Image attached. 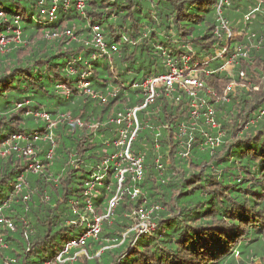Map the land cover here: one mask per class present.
<instances>
[{
    "label": "trees",
    "instance_id": "trees-1",
    "mask_svg": "<svg viewBox=\"0 0 264 264\" xmlns=\"http://www.w3.org/2000/svg\"><path fill=\"white\" fill-rule=\"evenodd\" d=\"M76 1L64 10L59 0L49 21L47 0H0V215L14 227L0 230V264H53L107 214L118 186L114 121L142 102V82L167 73V57L181 56L218 129L191 127L189 97L158 88L130 145L141 179L125 176L98 236L63 253L64 264H264V0H232L220 14V0H82V12ZM218 131V146H206L202 134ZM12 135L33 155L4 154ZM99 169L102 185L86 195ZM139 210L154 225L147 234L133 230Z\"/></svg>",
    "mask_w": 264,
    "mask_h": 264
},
{
    "label": "built area",
    "instance_id": "built-area-1",
    "mask_svg": "<svg viewBox=\"0 0 264 264\" xmlns=\"http://www.w3.org/2000/svg\"><path fill=\"white\" fill-rule=\"evenodd\" d=\"M50 3L49 8H44L40 11V14L45 16L49 21H54L56 17L57 12V5L59 3V0H47ZM232 0H220L219 7H218V14H220V7L223 8V6L228 7L229 3ZM64 10L68 9L70 6L69 0H63L62 4ZM84 8V4L82 0H77L75 3V9L78 12H82ZM248 17L246 16L244 18V21H247ZM220 20V24L222 27H225L224 22ZM94 44L97 48L103 49V40L100 33V29L98 26L94 25L91 29ZM67 37H70V32H66L65 34ZM229 37V36H228ZM0 44L4 45V42L1 41ZM114 50V48H113ZM220 56V55H219ZM80 60V59H79ZM189 58L186 56L180 57V63L172 58L167 57V60L165 62V68L167 73L158 76V77H149L147 78L142 84L139 86L143 91V100L142 102L137 105L136 107L129 109L125 112L124 115H119L118 118L114 121L116 125L120 127L118 131V136L115 141V146L118 147L120 150L113 155L111 158V161L114 162V167L118 171L116 178L118 180V186L114 193V196L109 201L108 204V211L107 214L104 217L95 218L91 224H86L87 229L85 232L78 238L76 241H71L66 247L63 253H66L69 249L72 247L81 246L84 244V242L88 238H96L98 234L100 233V228L104 220L108 219L115 207L117 206L119 200H120V194H122V186L125 179V176H130L131 181H139L142 177L143 169H142V158L141 157H134L131 156L130 153V145L132 140L135 138L136 133L138 131L139 125H138V118L137 114H139L141 111L145 110L148 106L154 103L158 96V88H165V90L168 93L175 92L176 87L178 89H181L188 97L190 101V120L193 122V119H195L198 116V111L200 114V110L203 109V105L201 101L197 99V90L201 88V83L199 80L194 77V70L191 68L189 63ZM233 62L232 60H229L228 63L225 65V69L227 67L232 68ZM70 71L72 74L75 73V70L71 67ZM89 73L86 71H83L80 75V84L79 88L81 90H84L85 92L88 91L89 83L85 80L88 78ZM242 77V74H240ZM235 87V84L232 83L227 86V88L224 91V96L222 98L223 101L227 100V95L229 92H233ZM62 92L68 94L67 89L65 87H58ZM96 96H93V98ZM97 99H100L102 103H105V99L102 97H96ZM209 109V108H207ZM205 113V120L207 125H209L212 129L217 130L218 126L215 123L213 119V113L212 110L209 109ZM203 113V111H201ZM39 118L46 120L48 123H50L48 115L42 113L38 115ZM194 124V123H193ZM192 124V125H193ZM179 133L181 136H184L186 134V129L184 126L179 127ZM205 145L208 147H216L219 144V141L221 140V137L223 136L222 132H217L215 136H209L207 134H203ZM37 139V137H34V141ZM25 137L23 135H12L10 136L6 142L3 145L9 146V150L14 149V151L18 152L19 154L23 156H31L33 155V149L30 146H27L23 149H17V144L19 141H24ZM51 140V137L49 134H46L44 137V141ZM6 154V153H4ZM50 156V155H49ZM29 169L32 171H37L39 169V166L37 164L29 165ZM105 177L104 171L100 169L95 172L93 175L89 177V180L86 182V191L85 194L89 195L91 192H95V190L98 187H101L103 179ZM18 184L21 186H25L23 184L22 178L19 177L17 180ZM19 188V186H18ZM121 189V190H120ZM124 193V192H123ZM88 211L90 210V204L88 203L87 207ZM139 215V222L135 226L133 230L137 231L139 235L147 234L151 232L154 228V225L149 221V217L147 214H145L142 210L138 211ZM8 229L13 231L14 227L10 220L4 219L0 215V230L1 229ZM2 246V234L0 232V247ZM59 254L53 264H64L66 258L64 255ZM72 260V259H71Z\"/></svg>",
    "mask_w": 264,
    "mask_h": 264
},
{
    "label": "rangeland",
    "instance_id": "rangeland-1",
    "mask_svg": "<svg viewBox=\"0 0 264 264\" xmlns=\"http://www.w3.org/2000/svg\"><path fill=\"white\" fill-rule=\"evenodd\" d=\"M41 19V18H40ZM37 21V19L35 20V22ZM0 45H3V44H0ZM226 70H230V67H227L226 68ZM235 84V83H234ZM234 89H235V87H234ZM180 91H182L181 89H179ZM225 94H224V91L222 92V95H221V97L220 98H217V102H219L220 100H222V98H223V96H224ZM201 103H202V105H203V109L202 110H200V114H199V111H198V116L195 118V119H193V122L189 119V121H191V127H198L199 126V123H198V121L199 120H205V114H207L208 113V111H210L209 109H207V107H206V105H205V102L204 101H201ZM204 110H207V113H201V111H204ZM191 114V113H190ZM214 119V118H213ZM215 121V120H214ZM194 123V124H193ZM215 123H216V121H215ZM193 124V125H192ZM217 124V123H216ZM183 126V125H182ZM217 126H218V124H217ZM188 127H190L189 125H188ZM184 128L186 129V132H187V128L184 126ZM211 128V127H210ZM212 129V128H211ZM212 130H215V129H212ZM204 134H206V133H204ZM208 135V134H207ZM216 135V133L213 135H209V136H215ZM202 138L204 139V136H203V134H202ZM3 146V149L4 150H2V151H4L5 153H9V149H8V146H6V145H2ZM11 151H14V149H12ZM139 213V212H138Z\"/></svg>",
    "mask_w": 264,
    "mask_h": 264
}]
</instances>
